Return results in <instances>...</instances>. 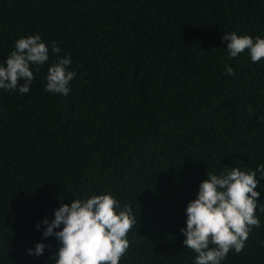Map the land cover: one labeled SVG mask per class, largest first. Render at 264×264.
Masks as SVG:
<instances>
[{
  "label": "trees",
  "instance_id": "1",
  "mask_svg": "<svg viewBox=\"0 0 264 264\" xmlns=\"http://www.w3.org/2000/svg\"><path fill=\"white\" fill-rule=\"evenodd\" d=\"M225 31L264 37V0H0V61L35 34L50 57L28 93L0 89V264H54L36 224L107 192L137 220L118 264H193L180 228L206 172L264 164V58L229 57ZM62 55L67 96L44 90ZM257 190L260 224L222 264H264Z\"/></svg>",
  "mask_w": 264,
  "mask_h": 264
},
{
  "label": "clouds",
  "instance_id": "2",
  "mask_svg": "<svg viewBox=\"0 0 264 264\" xmlns=\"http://www.w3.org/2000/svg\"><path fill=\"white\" fill-rule=\"evenodd\" d=\"M221 40L226 42L229 57L247 51L252 62L264 58V37L225 31ZM14 45L6 60L0 61V89L26 94L35 79L34 70L49 61V46L39 34L22 36ZM50 48L52 53L61 52L55 41ZM71 63L70 55L56 57L44 77L45 91L69 94L70 82L77 75L70 69ZM226 73L234 74L231 66H226ZM206 177L184 210L182 244L196 253L193 264H222L230 250L239 253L244 248L252 227L260 224L255 212L262 194L257 185L264 180V164L247 172L225 166L219 174L207 171ZM136 223L132 209L107 192L61 203L53 210V218L45 217L36 228L44 225L42 236L58 241L51 258L54 264H118L129 247L127 233ZM46 247L37 242L27 253L40 257Z\"/></svg>",
  "mask_w": 264,
  "mask_h": 264
}]
</instances>
